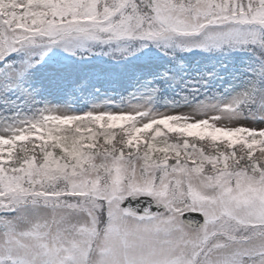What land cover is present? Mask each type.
I'll return each instance as SVG.
<instances>
[{
  "label": "snow or ice",
  "instance_id": "snow-or-ice-1",
  "mask_svg": "<svg viewBox=\"0 0 264 264\" xmlns=\"http://www.w3.org/2000/svg\"><path fill=\"white\" fill-rule=\"evenodd\" d=\"M0 264H264V0H0Z\"/></svg>",
  "mask_w": 264,
  "mask_h": 264
}]
</instances>
